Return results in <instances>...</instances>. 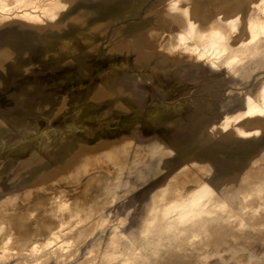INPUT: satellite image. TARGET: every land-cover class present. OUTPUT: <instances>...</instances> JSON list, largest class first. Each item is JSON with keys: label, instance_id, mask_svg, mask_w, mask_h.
<instances>
[{"label": "rangeland", "instance_id": "rangeland-1", "mask_svg": "<svg viewBox=\"0 0 264 264\" xmlns=\"http://www.w3.org/2000/svg\"><path fill=\"white\" fill-rule=\"evenodd\" d=\"M19 1L41 0L0 5ZM173 1L197 7L205 31L214 3H239L221 49L238 65L198 57ZM173 1L60 0L45 27H0V264H264L248 253L264 254V126L212 132L263 88L264 36L240 42L249 0ZM111 149L118 163L97 166ZM193 176L219 196L167 225Z\"/></svg>", "mask_w": 264, "mask_h": 264}, {"label": "bare ground", "instance_id": "bare-ground-1", "mask_svg": "<svg viewBox=\"0 0 264 264\" xmlns=\"http://www.w3.org/2000/svg\"><path fill=\"white\" fill-rule=\"evenodd\" d=\"M58 1H60V0H55L53 2L51 0H41L39 2L32 3L29 5L27 3L19 1L20 5L16 6L17 8L15 10H13V7L10 6L9 4H6V3L2 4V5H0V27L6 26L8 24L17 23V22H19L20 24H26L27 23V24H30L32 26H36L38 28L45 27L48 24L46 22V18L51 17V16H53V14L56 13V12L54 13L53 10L57 6ZM171 1H173V0H171ZM187 1L190 2V0H187ZM63 2H65V1H63ZM172 5H174V6L176 5L177 7H184L185 14L187 15V19H188V26H189L187 35H185L184 38L185 39L188 38V39L192 40V42H193L192 43L193 44L192 49H193L194 53L196 52L198 54V57L206 58V60H210L211 62L216 64V62L220 60L219 59L220 57H223V56L226 57V55L230 54V57L227 58V62L229 63V65L230 64L233 66H235L236 64L238 65V62H239L238 57L239 56H237L234 52L233 53L229 52V51L225 52L223 50L227 46V42H226L227 40L226 39L229 38V36H230V35L228 36V33H230L232 31L231 28H236L235 30H237V29H240V27H242V21L243 20H241V21H239V23H237V20L230 18L231 15L236 13L235 12L236 9L240 6L239 3H237V4L228 3L225 5H219V3H217V2L214 3L213 6L218 8L216 13H215L216 19L209 21L210 27L206 31L201 28V20H199V18H198L197 7L192 6L189 3L186 5H183V4H181V2L178 5L174 1L172 2ZM249 9H250V13L247 16V21H246L247 27L246 28H247L248 32L250 33V36L249 37L242 36V38L240 39V42L242 44L248 38L256 40L258 37H260V35L264 36V0H249ZM55 10L57 11V9H55ZM57 13H59V12H57ZM57 25L58 24H54V26L53 25H51V26L52 27H58ZM239 25H241V26H239ZM228 30H231V31L227 32ZM181 37H183V36H181ZM141 38H143V37H141ZM183 39H181V40H183ZM146 42L148 43L149 41H146ZM184 44L187 46V48L190 47L189 43L184 42ZM137 48L140 52V48L139 47H137ZM221 49H223V50H221ZM245 116L246 117L247 116H258V117H261L263 119V121L262 122L259 121L260 123H258V124L256 123V125H254V126L248 125L247 122L246 123L239 122V120ZM259 126H264V86L261 89V91L257 94L256 97H251V96L248 97L247 110L246 111L228 117L226 120H224V122H222L221 125L214 126L212 132L218 133V132L226 131L227 134H229V135H238V136L243 135L244 136L247 134L249 135L253 130L259 128ZM116 144H118V143H116ZM121 146H122V142H121ZM114 147L115 146L113 145V148ZM108 148H109V146H108ZM108 148H107V150H108ZM114 149L106 151L102 155H100V153H99V156L95 159H96L97 164H98L99 160H101L102 162L100 161V163L97 166L107 168L108 165H106V164L108 162H112V161L116 162L117 161V163H118V160H119L121 154H119L117 152V150H114ZM89 161H94V160L89 159ZM104 161H105V163H104ZM84 163H85L84 165L87 166L88 161L86 160ZM69 165H66L68 167L64 168V170H62L60 174L58 172H56V170H57L56 169L55 172H53L51 175H49L50 176L49 178H55L56 179V177L60 175L62 177V181H64V182L67 181V183H68V181H71V182L75 181L78 177L76 178V174L74 172V170H75L74 164L72 166L71 165L69 166ZM47 180H48L47 177H43L42 182L46 183ZM60 182H61V180H60ZM57 183L59 184V182H57ZM184 184L185 185L187 184L185 190L183 191L181 188H178V190H177L178 194L177 195H179V196L177 197V199L170 202V203H166V207L163 208V211H161L162 217L168 218V219L164 220L167 225L173 224L172 219H169V217H171L173 215L177 216V217H175V218H178L177 222H182V223L185 222L186 223V221L194 220L195 218L198 217V215H200L202 212H205V210H207L206 208H208V207L206 206L205 203L208 202V200L214 199V197L219 194V191L215 187H213V185L211 184V182L207 178L206 179L203 178V180H199L196 176H193L192 178H190V180L188 182H185ZM191 184H192V186H189ZM54 186L57 187V185H55V183L50 185V187H52V188H54ZM45 187H47V185ZM49 189H51V188H49ZM42 192H43V190H42ZM30 194H35V192L30 191ZM35 195L37 197V194H35ZM31 201H33V200H31ZM210 210H211V207H210ZM169 228H171V227H164L162 229H165V231H167ZM158 232H159V230H158ZM162 232L165 233L163 230H162ZM115 233L113 231L112 237L115 236ZM248 253L250 254L251 257H255V258H263L264 257V254L259 255V254H256L254 251H251V250H248ZM225 260L222 261L223 264H224V262H226ZM239 264H243L242 260L239 262Z\"/></svg>", "mask_w": 264, "mask_h": 264}]
</instances>
